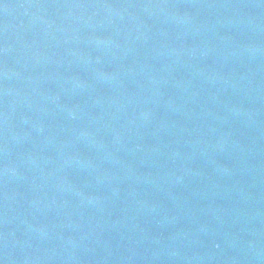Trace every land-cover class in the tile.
Wrapping results in <instances>:
<instances>
[{
	"label": "water",
	"instance_id": "obj_1",
	"mask_svg": "<svg viewBox=\"0 0 264 264\" xmlns=\"http://www.w3.org/2000/svg\"><path fill=\"white\" fill-rule=\"evenodd\" d=\"M0 264H264V0H0Z\"/></svg>",
	"mask_w": 264,
	"mask_h": 264
}]
</instances>
